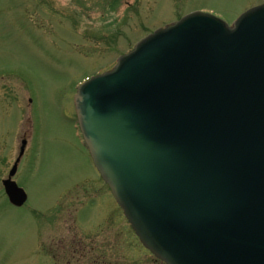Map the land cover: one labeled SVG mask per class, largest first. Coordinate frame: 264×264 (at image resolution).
<instances>
[{
  "label": "water",
  "instance_id": "obj_1",
  "mask_svg": "<svg viewBox=\"0 0 264 264\" xmlns=\"http://www.w3.org/2000/svg\"><path fill=\"white\" fill-rule=\"evenodd\" d=\"M74 107L95 169L156 259L264 264V4L231 26L193 12L157 29L80 85ZM19 159L2 182L16 208Z\"/></svg>",
  "mask_w": 264,
  "mask_h": 264
},
{
  "label": "rangeland",
  "instance_id": "obj_2",
  "mask_svg": "<svg viewBox=\"0 0 264 264\" xmlns=\"http://www.w3.org/2000/svg\"><path fill=\"white\" fill-rule=\"evenodd\" d=\"M264 0H0V264H163L96 171L74 97L157 28L203 11L231 24ZM13 181L21 208L4 194Z\"/></svg>",
  "mask_w": 264,
  "mask_h": 264
},
{
  "label": "flooded vegetation",
  "instance_id": "obj_3",
  "mask_svg": "<svg viewBox=\"0 0 264 264\" xmlns=\"http://www.w3.org/2000/svg\"><path fill=\"white\" fill-rule=\"evenodd\" d=\"M23 141H24V139L21 142H23Z\"/></svg>",
  "mask_w": 264,
  "mask_h": 264
}]
</instances>
